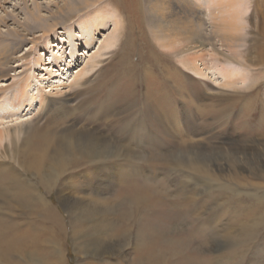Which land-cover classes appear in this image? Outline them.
Masks as SVG:
<instances>
[{
    "label": "rangeland",
    "instance_id": "rangeland-1",
    "mask_svg": "<svg viewBox=\"0 0 264 264\" xmlns=\"http://www.w3.org/2000/svg\"><path fill=\"white\" fill-rule=\"evenodd\" d=\"M81 1L87 5L94 3V8L84 6L78 0H24L23 4L20 0H7L3 4V11L8 14L4 16L0 11V41L7 48L3 58L10 68L7 69V77L0 79V86H8L7 91L0 93V131L20 127L22 134L16 143L9 140L2 143L0 173L4 167L22 177L24 168L7 158L13 157L20 162L24 159L25 148L44 146L48 152L44 158L45 166L39 172L51 177V182L59 174L68 176L69 148L66 143L69 141V123L72 122L69 119L75 115L74 121L83 123L89 113H106L108 118L112 115L109 113H114L100 129V134L109 140L108 146H112L114 140L122 143L125 139H114V134L122 132L117 127L113 130L116 119L134 121L131 124L136 128L132 137L136 139L124 145L130 153H122L121 157L113 160L115 169L104 164L103 172H99H102V179L110 178L108 190H103L101 196H108L112 192L110 189L113 192L119 189L118 177L123 171L126 175L130 173L132 179L135 177L139 187L148 183V190L162 201L170 218L175 211L178 214L164 228L154 225L150 233H130L132 220L125 219L122 213L133 206L121 200L109 202L111 225L108 233L128 239L134 237L117 255L120 264H182L188 252H198L201 256L195 253L197 256L207 259L197 264H264V176L259 180L242 170H237L236 175L230 162L226 161L231 153L238 152L240 161L245 162L246 158L250 163L259 158L264 162V112L253 109V116L246 120L253 103L240 98L252 91L247 87L253 80L257 86L264 85V72L257 73V79L254 76L244 85H239L238 81L230 85L234 76L239 78L242 73L240 65L249 64V59L255 55L257 35L262 36L264 27V0H232L233 3L213 0L211 20L207 4L200 1L197 7L201 21L205 20L202 35L205 44L201 51H191L185 66L180 61L185 55V43L179 52L176 51L179 42L163 47L162 41L148 26L141 27L143 19L140 16L129 20L126 15L118 14V7L122 5L128 9L131 0ZM254 2L260 7L253 8ZM34 3L45 20L42 23L44 27L54 30L45 37L39 36L38 43L30 48L31 40L27 39L34 38L39 29L33 33L36 27L26 20L24 10L31 12ZM56 7L64 11H56ZM70 9L75 12H70ZM48 11L52 12L50 18ZM115 18L120 20V28L114 24ZM212 26L217 30L213 32ZM23 28L28 31L24 32ZM8 31L12 34L17 31L25 41L20 43L4 36ZM211 33L214 40L210 38ZM86 40L92 41L85 45ZM195 44L196 40H191L188 46ZM1 50L0 46V54ZM28 54L26 61L18 60ZM200 55H203L202 59L197 57ZM191 63L200 74L190 69ZM81 70H85V74H78L76 78V73ZM221 71H226L231 80L225 82L226 74H221ZM18 82L25 87L21 98L15 93L20 87ZM263 88H260L261 92ZM37 89H42L40 93L43 96L51 97L41 107ZM260 103H264V98ZM69 113H73L71 117ZM39 137L42 140L35 142ZM203 160L221 164L223 171L215 166H204ZM131 165L136 168L129 167ZM84 172L88 171L79 173ZM111 175L114 176L111 178ZM24 176L29 184L36 185L31 173ZM231 176L244 178L247 184L261 185V193L245 191L243 184L238 185L239 192L233 191L237 179L232 180ZM88 177L80 179L81 185L99 188L100 183L96 185V180L90 182ZM4 179L0 178V188L6 186ZM189 179H195L196 183ZM5 188L11 192L0 189V198L4 197L0 200V228H16L32 234L36 242L26 254L12 258L16 264L101 263L90 255H84V252L76 251L86 247L89 238L82 234L72 238L66 215L61 214L62 226L57 231L50 225L48 214L28 196L14 203L11 194L15 190ZM196 188L200 191L193 193ZM37 189L44 194L40 187ZM78 189V185L64 181L43 196L60 213V203L55 200L57 196L72 193L71 190L79 193ZM191 191L201 199L196 205L190 198ZM194 229L201 232L195 239L183 237ZM202 237L205 241L201 240ZM224 237L230 239V243L227 239L222 240ZM5 240L0 232V241ZM233 247L237 251L233 256H227V251L231 252ZM56 256L59 257L57 261L54 260ZM219 257H222L221 261L214 260ZM115 262L109 261L108 264Z\"/></svg>",
    "mask_w": 264,
    "mask_h": 264
},
{
    "label": "bare ground",
    "instance_id": "bare-ground-1",
    "mask_svg": "<svg viewBox=\"0 0 264 264\" xmlns=\"http://www.w3.org/2000/svg\"><path fill=\"white\" fill-rule=\"evenodd\" d=\"M78 1L82 4L84 3L81 0H78ZM200 1H205V4H207V8L209 10V16H210V20H211V17H213L212 16L213 10H210V9L213 8V0H131V2H130L131 7H129L127 9V8L123 7L122 5L119 6L118 7V9H119L118 14H120V16L126 15L129 18V20H131L132 17L140 16L141 19H143L142 24L140 23L142 25L141 27H143V26L147 27L148 26V29L151 32H153L158 39H160L162 41L163 47H168L174 43L179 42V47H178V49H176V51L179 52L181 45L183 43H185L186 44V49L184 50L185 55L182 56V58L180 60L182 65L185 66L186 61L190 60L189 54L191 53V51L193 49H196L195 52L201 51V49L203 48V45L205 44V40L202 38L203 31H204L203 27L205 25L203 22L205 20L201 21V14L199 13L200 9L197 7V4L200 3ZM220 1L222 2V0H220ZM228 1L233 3L232 0H228ZM6 2H7V0H0V11H1L2 15H4V16H7V14H8L5 11H3L4 10L3 4H5ZM20 2L23 4L24 0H20ZM253 4H254L252 6L253 8H259L260 7V4L257 2H254ZM88 5L91 6L92 8H94L95 4L90 3ZM88 5L84 3V6L88 7ZM75 8H77V7H75ZM38 9L39 8H38L37 4H35V7H33L31 12L27 11L26 9L24 10V15L26 17V20L31 21L36 27V30L33 33H36L37 29H39V33L36 34L34 36V38L31 39L29 37V39H27V40H31L30 41V44H31L30 48H33L38 43L40 37H45L48 33H50L51 31L54 30L52 28L48 30V28L44 27V25L42 23L45 22V20L43 19L42 14ZM56 11H64V9L56 7ZM69 11L72 13L75 12V10H72V9H70ZM137 13H139V14H137ZM54 14H56V12ZM47 15L50 18L52 16V12L48 11ZM127 17H126V19H127ZM119 22H120V20L118 18H115L114 24L117 25L118 27L120 25ZM126 22H127V20H126ZM215 29L217 30V27H214V26L211 27V30L213 32ZM23 31L26 32L28 30L23 28ZM209 35H210V38L212 40H214L213 34L211 33ZM4 36H8V37L14 38L16 40H19L20 43H23L25 41V39H23V37H20L21 35H19V33L17 31L13 32V34L10 31H8L7 34H5ZM257 39H258V44L256 45L255 55L253 58L249 59V64L240 65V67L242 69V73L240 74L239 78L234 76V79L231 80V77L229 75H227L226 71H221V74H226V75H224V79L226 80L225 82H228V80H231L230 81V85H231V83L238 81L239 85H244L246 82L252 81L254 76H255L254 78H256L257 73L264 72V27L262 30V36L257 35ZM191 40H196V44L193 46H188L189 41H191ZM91 41L90 40H86V42L84 41L86 43L85 45H88V43ZM1 44L2 43L0 41V46L2 48L1 54H0V79L2 80V78L7 77V75H8L7 69L10 67H7L6 60L3 58V57H5L4 53L7 52V48ZM12 45H13V43H12ZM16 47H17V44H16ZM61 49L62 48H60V50ZM186 51H188V52H186ZM248 54H249V52H248ZM28 56H29V54L26 55L25 58H18V60L19 61H26ZM59 56L61 57V55H59ZM201 56H203V55H200L197 57H201ZM201 59H202V57H201ZM189 67H190V69H192L195 72H198L200 74L199 69L197 70L193 66L192 63L189 65ZM51 72H54V70L51 69ZM57 73H58V71H57ZM30 74H31V72H30ZM55 74H56V72H55ZM78 74H80V75L85 74V70H81L80 72L76 73V76H75L76 78L79 77V76H77ZM28 78H29V76H28ZM73 80L75 81V78H73ZM253 81L247 87V90L252 89V91L249 94H244L240 97V98L244 97L245 99H247V101H251V103H253L252 104L253 108H251L250 113H247L248 115H246V120H249V118H251L253 116V114H254V113H252L253 109L260 110V111L264 112V103L263 104L260 103V101H262V99L264 98V91L262 90L263 92H261L260 88L261 87L263 88L264 85L262 83L259 86H257L256 81H254V82ZM18 83L19 84H17V85H19L20 87L16 90L15 93H17L18 98L19 97L21 98V97H23V94H24L23 90L25 89V87L20 85V82H18ZM7 90H8V86H4V85L0 86V93L1 94ZM40 91L37 89V93H36L37 98H38V102H39V107L43 106V104H46L51 99V97L43 96V94H41ZM223 109H226V108H223ZM72 114L73 113H69V117H71ZM83 114H85V113H83ZM109 114L114 115V113H109ZM156 114L158 115V113H156ZM112 115L109 118H111ZM74 118H75V115H73L72 119H69V121H72V122L69 123V141L66 143V147L69 148V175L68 176H62L59 174L54 179V182H51V177H45L39 172L45 166V161H44L45 159L44 158H46L47 152H48L47 148L44 149V146H39L36 149H31V147L25 148L24 150H26V152H25V154H23L24 159L20 162H16L13 159V157L7 158L8 160H12L14 163H16L18 167L20 166V167L24 168L25 174L28 175L29 173H31L32 174L31 178H34L36 180V183H35L36 185L29 184L25 180V176H24L25 174L21 177V176H19V174L15 175L14 171H11L8 168H4V167L1 170L0 178H5L4 179L5 180L4 184L6 183L5 187H12L13 190H15V191H13V194H11V197L13 198L12 202L16 203L15 200H19V201L24 200L25 196H28L32 201H34V203L37 206H39L42 209V211L44 213L48 214L47 215L48 220H49V223L53 229H55L57 231L61 230L62 222H60V220L62 221V219H63V216L61 214L66 215V217L69 220V224H68L69 235L73 238L78 234H82L84 237L89 238L88 239L89 241L87 242L86 247L82 246V248H79V249L77 248L76 251L79 250L80 252H84V255L85 254H86V256L90 255V257H93V259L95 261L99 260V261H101L102 264H108L109 261H116L115 262L116 264H120V261H118L117 255H119L123 252L122 248L125 245H128L131 240H134V237L128 239L126 237H123V235L118 236L116 234H109L108 233V231L110 230V228L108 226L111 225V215H110V211H109V209H110L109 205H110V203H112V201L121 200V201H123L125 203L127 202L133 206L130 210H128V208H127L122 213L123 217L125 219L132 220L130 225H129L130 226V231H129L130 233H136V232H138V233H141V232L150 233L152 231L154 225H157L159 228H164L166 225L172 223L173 222L172 218H174L178 214H177V211H175L173 213V216H171L172 218H170V216H168V210L166 207L164 208L162 201L158 197L154 196V192H150L148 190V183H146V185H144L142 187H139L140 185L135 183V181H134L135 177L133 176L134 179H132L131 178L132 176L130 177V175H131L130 173H128L126 175L123 171L121 172L122 174L118 177V178H120V187H119V189L116 190V192L114 190L115 194H112L113 189H110V191H112V192L110 194H108V196H106V197L101 196L103 193V190H105V189L108 190L107 189V183L110 180V178L102 179V176H101V173L103 172L102 169H104L103 167L106 166V165L104 166V164H107V167H108V165H110V166L112 165V168L115 169L116 164H115V162H113V160H117L119 157H121L122 153H127V152L130 153L131 152V151L125 149L124 145L131 143L132 141H134V139H136V137H134V138L132 137V133H133L134 129L136 128V127L132 126V124H131L134 121L124 120L125 118L123 119L124 121L121 119L120 120L116 119L115 120V126H114L113 130L115 129V127H117V128H121L122 132H119V134H114V137H115L114 139H117V138H125V139L122 143L118 142L117 140H114L112 143V146H108L109 140L106 139V137L104 138L100 134V129H101V127H103L104 121L106 119H109L106 113H98V112L97 113H89L88 118L83 123H80L79 121H74V120H76ZM154 123H155V126L158 128V125H157L155 120H154ZM159 133L163 134L161 131H159ZM21 134H22V130L20 127L13 128L12 131H8L5 129L0 131V148L2 147V143L5 140H9L12 143L18 142L20 140ZM263 135H264V133H263ZM105 136H107V135H105ZM142 136H145V135H142ZM41 140L42 139L39 137L35 142H40ZM156 140H158V139H156ZM156 142H159V141H156ZM178 144H181V143L178 142ZM130 146H133V145H130ZM142 146H143V144H142ZM140 151H142V150L140 149ZM186 153H187V151H186ZM237 154H238V152L231 153L230 156L228 157V159L226 160V161L230 162V164L232 166L233 173L238 175L237 170H239V171L242 170L243 172L248 173L250 176H253V178H258L259 180H263V178H261V177L264 176V162L262 163L260 161L262 159L259 160V158L258 159L255 158L253 162L248 163L246 161V158L244 159L245 162L240 161V159L237 157ZM254 154H256V156H257V153H254ZM243 155L244 154H242V156ZM129 156H131V155H129ZM133 157H134V155H133ZM140 158L141 157H139V159ZM124 159H125V157H124ZM192 160H194V159L192 158ZM25 161H26V163H25ZM126 161H127V159H126ZM134 162H135V160H134ZM137 163H139V162H137ZM202 163L204 164V166H207V167L210 166V168H213L215 166L216 168H220L219 171H223L221 168L222 167L221 164L215 165L214 162L208 163L204 160ZM178 164H179V162H178ZM125 165L127 166V164H125ZM129 167H135L136 168V166H132V165ZM122 168H123V166H122ZM101 170H102V172L99 173ZM129 170L131 172V169H129ZM18 171H20V170H18ZM81 171H86V172L88 171V172L87 173L84 172V173L80 174L79 172H81ZM134 171L137 172L138 170L137 171L134 170ZM20 172L22 173V171H20ZM77 174H79L80 176H78ZM110 174H113V171H110ZM74 175H77V176H74ZM114 175H111L110 177L112 178ZM84 176H89L88 178L90 179V182H92L93 180H96V182H95L96 185H98L100 183L99 188L98 187L96 188L94 186H91V187L86 186L85 187V186H83V184L81 185L80 179ZM108 176L109 175H107L106 177H108ZM212 176H214V174ZM136 178H138V177H136ZM231 178H232V180L237 179V181L235 183V188L233 189V191H238V185L243 184V188L245 191L253 190L255 192L261 193V190H262L261 185H259V184H254V185L247 184V183H245L244 178H239L238 176H231ZM142 179L145 180V178H142ZM149 179H151L150 176H149ZM153 179H154V177H153ZM247 179H249L248 176H247ZM189 180H191V182H193V183H196L195 179H189ZM64 181H69V183H71L73 186L78 185V187H80V190L78 189L79 193L71 190L73 194L69 192L66 195H61L62 193L59 194V191H57V193L59 195L57 196V198L55 200H57L60 203V213H59L58 210L51 207V205L48 203L47 199L43 195L46 196L51 191H54V189L58 186H61V183ZM110 182H112V181H110ZM193 183H191V184H193ZM5 187H4V185H2L0 189H3V192L7 190L10 193L11 191ZM37 187H40L43 190V192H44L43 195H42V192L38 191ZM193 187H195V186H193ZM195 191L197 192L200 190H199V188H196V190H193V193H195ZM190 193L192 194V196H190V198L192 199V202L194 204L197 203V201L201 200V199H199V197L197 195H196L197 197L195 196V194L193 195L192 191ZM208 195H210V194H208ZM11 197H9V198H11ZM3 198L4 197L0 198V200H2ZM190 198H188V199H190ZM193 198H194V201H193ZM152 201H154V202L152 203ZM165 206H167V205H165ZM180 211L182 214L184 213V210H180ZM192 215L194 216V213ZM192 215H191V217H192ZM191 222H193V221H191ZM196 227H197V225H196ZM14 229H15V231L12 232ZM64 230H66V228H64ZM0 232L3 235V239H6L5 241H0V264H16V262L12 258L14 256H19V255L22 256V255L26 254L30 249H33V245L36 244L35 240L32 238V236H33L32 234L28 235L27 233L21 232V231L17 230L16 228H6V229L0 228ZM197 233H201V232L194 229V230H192V232L190 234H188V235L185 234V235H183V237L195 239L196 238L195 236L197 235ZM224 239H227L230 243V239L224 237L222 240H224ZM201 240L205 241V237H202ZM224 243H225V241H224ZM201 244H203L202 241H201ZM247 247H249V246H247ZM224 248L226 249V247H224ZM227 249H228V247H227ZM243 250L246 251L247 249H243ZM236 251H237V249L233 247L231 249V252H230V250L227 251L230 254L229 253H226V254H227V256H230V255L233 256L234 252H236ZM195 253L198 254V252H195ZM195 253L188 252V254L183 258L182 264H197L200 261H207L206 258L199 257ZM226 254H225V256H226ZM198 255H200V254H198ZM241 255H244V254L241 253ZM213 257H215V256H213ZM239 257H240V255H239ZM240 258L238 261H240ZM216 259H217V262H219V261H221L222 257L215 258L214 260H216ZM230 259H231V261H233L232 258H230ZM54 260L55 261L59 260V257L56 256L54 258ZM242 260H241V263H242ZM227 262L228 261H226V263ZM101 263H99V264H101Z\"/></svg>",
    "mask_w": 264,
    "mask_h": 264
}]
</instances>
